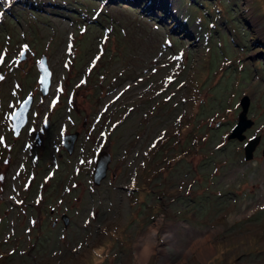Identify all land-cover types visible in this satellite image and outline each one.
Masks as SVG:
<instances>
[{
	"label": "rangeland",
	"instance_id": "1",
	"mask_svg": "<svg viewBox=\"0 0 264 264\" xmlns=\"http://www.w3.org/2000/svg\"><path fill=\"white\" fill-rule=\"evenodd\" d=\"M159 1L0 0V264H264V0Z\"/></svg>",
	"mask_w": 264,
	"mask_h": 264
},
{
	"label": "water",
	"instance_id": "2",
	"mask_svg": "<svg viewBox=\"0 0 264 264\" xmlns=\"http://www.w3.org/2000/svg\"><path fill=\"white\" fill-rule=\"evenodd\" d=\"M39 61L43 62V64L45 65V67H47V69L50 73V75L47 79V83L44 86H41L39 84V81H37L41 95H46L49 92V89L51 86V72L48 68L45 55H42V57L40 58ZM37 69H38V67H37ZM38 71H39V69H38ZM27 98H28V104H27L25 112H24L23 121L20 122L19 125L16 126L15 128H14V125L16 124V122L11 121V128H12V132H13L14 136H17L20 133V131L22 130V128L24 127V125L27 122V114L31 108L33 96L28 95ZM239 105H240V111H239L238 116H237V123L232 128L230 133L226 136V138L229 140L230 139H237L239 141H243L245 139L244 131L253 124V121L250 118H248V116H247V112H248V108H249V99L246 95H244L240 98ZM19 106H20V104H19ZM19 106L17 108H19ZM77 136H78V132H70V133H67L63 136L62 144H63V147L67 150V152H72ZM259 139H260L259 136H255V137H252L251 139H249L244 144L243 156H244L245 160H250L252 158L253 152H254V150H255L258 142H259ZM110 163H111L110 153L106 150L99 149L97 152V155L94 159V165H93V169H92V183L94 185L98 186L101 183V181L106 177ZM61 218H62L64 226H67L68 216L66 214H63Z\"/></svg>",
	"mask_w": 264,
	"mask_h": 264
},
{
	"label": "snow or ice",
	"instance_id": "3",
	"mask_svg": "<svg viewBox=\"0 0 264 264\" xmlns=\"http://www.w3.org/2000/svg\"><path fill=\"white\" fill-rule=\"evenodd\" d=\"M81 31H84V29H81ZM27 48H28V45H26V44L22 45L20 50H19V56H23L25 54ZM175 58H179V57H175ZM3 60H4V54L0 53V62H2ZM93 62H95V61H93ZM36 66L39 69V76H38L39 84L41 86H44L47 83V79H48L50 73H49L47 67H45V65L43 64V62L37 61ZM153 71H156V69H153ZM0 79H2V77H0ZM165 79L171 80V77L169 76V77H166ZM57 88L59 89V85H57ZM165 99H167V97H165ZM53 103H55V101H53ZM27 104H28V98L26 97L23 101L20 102L19 108L13 109L12 111H10L9 113L6 114L7 120H11V121L16 122V124L14 125V128L16 126H18L20 122L23 121L24 112H25ZM33 115H35V113H33ZM29 130L31 131V129H29ZM251 138L252 137H249V139H251ZM157 139H159V137H157ZM0 142H3V137H0ZM86 223H87V221H86Z\"/></svg>",
	"mask_w": 264,
	"mask_h": 264
},
{
	"label": "bare ground",
	"instance_id": "4",
	"mask_svg": "<svg viewBox=\"0 0 264 264\" xmlns=\"http://www.w3.org/2000/svg\"><path fill=\"white\" fill-rule=\"evenodd\" d=\"M158 1H159V0H158ZM159 2H162V0H160ZM150 234H151L152 238H156V232H155V231H152ZM203 239H205V238H203ZM203 241H204V240H203ZM146 244H147V243H146ZM143 245H144V244H143ZM147 245H148V244H147ZM149 246H150V245H148V247H145V246H144L142 252L137 256V257H139V260L142 259L141 257H146V254H147V252H148ZM137 261H138V258H137Z\"/></svg>",
	"mask_w": 264,
	"mask_h": 264
}]
</instances>
